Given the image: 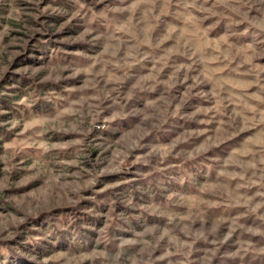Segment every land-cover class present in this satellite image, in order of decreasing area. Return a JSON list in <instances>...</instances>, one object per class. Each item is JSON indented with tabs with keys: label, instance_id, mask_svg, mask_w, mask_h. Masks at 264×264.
<instances>
[{
	"label": "rangeland",
	"instance_id": "obj_1",
	"mask_svg": "<svg viewBox=\"0 0 264 264\" xmlns=\"http://www.w3.org/2000/svg\"><path fill=\"white\" fill-rule=\"evenodd\" d=\"M0 264H264V0H0Z\"/></svg>",
	"mask_w": 264,
	"mask_h": 264
}]
</instances>
